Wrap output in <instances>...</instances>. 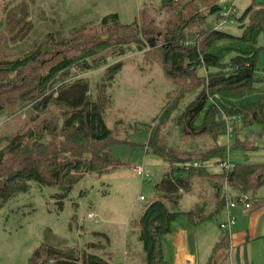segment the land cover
Here are the masks:
<instances>
[{
  "label": "rangeland",
  "instance_id": "rangeland-1",
  "mask_svg": "<svg viewBox=\"0 0 264 264\" xmlns=\"http://www.w3.org/2000/svg\"><path fill=\"white\" fill-rule=\"evenodd\" d=\"M167 1L0 0L1 59L14 60L34 51L37 55L34 66L17 74L0 76V85L11 84V88L0 89V102L6 101L7 104L0 113V143L3 144L7 138L26 130L39 129L43 124L51 130L55 128L53 133L59 134L66 116L65 109L51 103L46 111L37 115L34 122L31 118L36 112L32 111L30 103L23 107L29 100L18 99L17 90H13V87L19 85L17 81L22 76L32 77L44 72L46 66L58 58L55 57L58 51L63 52L59 56L77 59L85 56L86 50H91V53L94 52L93 59L105 57V67L84 72L72 66L59 79L67 84L82 78L88 83L92 98L99 93L103 95L104 120L111 130V143H117L112 146L111 153L122 163L110 159L108 163H104L106 169L99 174L93 172L74 175L81 179L73 185L64 200L62 210H58L54 201V194L60 192L55 187L34 186L6 202L0 209V264H27L34 249L43 241L69 252L74 251L73 254H81L79 251L83 249L93 251L109 257L114 264H139L140 248L135 242L137 222L147 205L158 199L153 188L160 175L169 168L166 161L169 154L177 158H195L213 148V142L208 137L185 138L177 130L172 117L181 112L189 101V96L183 97V100L174 105L181 88L176 80L163 75L159 49L145 47L138 50L136 43H130L128 47L123 46L124 55H112L118 49L117 46H112L116 38L133 33V30H125L123 26L131 25L136 20L134 39L138 41L143 39V25L153 31H163L179 21L176 19L177 13L186 17L196 10L200 15L184 29L183 35L188 42L196 41L197 33L206 28L209 22L214 24L216 15L208 16L209 1ZM247 3L248 0H237L234 16L224 25L226 31L234 34L239 32L241 23L239 24L238 17L242 15ZM112 13L118 15L116 25L102 27L100 19ZM140 15H143V22L140 21ZM89 40L106 41V45L91 47L87 45ZM257 44L261 49L256 59L255 75L259 78L256 86L264 91V42L261 35ZM92 57H88V60ZM40 62L44 64L41 65ZM116 62H120L121 68L107 80L106 69ZM208 74L209 71L203 68L196 71L201 83L204 82L201 78L205 79ZM199 81L196 82L200 84ZM34 83L29 79L27 84L32 86ZM35 95L37 96L34 91L29 94L32 97ZM167 105L168 108H177L166 119L161 112ZM233 121L235 131L228 127L226 134L219 136L216 143L218 146H225L230 164L264 163V135L256 134L259 127L242 126L239 120ZM152 131L157 132V146L165 147L163 158L144 151V144ZM55 141L46 135L43 144H58V139ZM101 147L102 145L97 149L101 150ZM218 162V159L208 160V170L212 172L213 166L216 168L215 163ZM137 165H143L149 171V179L132 172ZM200 167L198 165L193 168ZM212 181L205 176L193 177L191 189L182 194L179 202L184 203L178 208L188 209L189 200L194 198L198 204H209L212 208ZM225 188H228L229 199L234 196L232 200L236 201L245 194L249 208L254 206L250 193L234 195L231 188ZM261 188L258 194L264 199V186ZM80 191L82 197L79 195ZM234 209L237 212L248 210L241 203ZM217 256L216 254L215 258Z\"/></svg>",
  "mask_w": 264,
  "mask_h": 264
},
{
  "label": "trees",
  "instance_id": "trees-1",
  "mask_svg": "<svg viewBox=\"0 0 264 264\" xmlns=\"http://www.w3.org/2000/svg\"><path fill=\"white\" fill-rule=\"evenodd\" d=\"M206 1L210 2L208 16L216 15L214 24L209 22L206 28L201 29L194 42H188L183 33L189 23L200 16L196 10L186 17L177 13L176 19L179 21L163 31H153L142 24V41L134 39L136 20L131 25L123 26L125 30H133V33L119 36L112 45L118 48L112 55L118 57L125 54L123 46L128 47L130 43H136L138 50L145 47L159 49L163 75L176 80L183 90H179L174 105L189 96V101L181 112L172 117L177 130L182 137L206 136L213 142L211 151L200 157L177 158L169 154L168 160L165 159L169 168L160 175L153 188L158 199L147 205L137 222L135 242L140 248L139 264H171L164 255V238L172 231L173 224L180 217L187 218L195 225L218 215L229 199L226 186L242 194L254 192L264 185V163H236L229 171L219 169L211 172L207 167L208 160H228L225 146H218L216 143L219 136L226 134L228 127L235 131L233 119L239 120L242 126L257 125L259 131L256 134L264 135V91L256 86L259 78L255 75L257 54L261 49L257 44L260 35L264 42V0H251L252 3L238 17L239 24H243V27L239 28L237 34L226 31L225 26L218 28L215 24L217 12L210 14L212 9L219 8L222 0ZM140 16V21L143 22V15ZM117 22L116 13L100 19L102 27L116 25ZM87 45L100 47L106 45V41L89 40ZM61 53L63 52H57L55 57L58 58L46 66L44 72L32 77L22 76L17 81L19 85L13 87V90H17L18 99L29 100L23 107L30 103L32 111L36 112L31 118L34 122L37 115L46 111L51 103L65 109L66 116L59 134L53 133L55 128L51 130L43 124L37 130H26L22 134L7 138L3 144L0 143V209L18 194L37 186L59 189L60 192L54 194V201L58 210H62L64 200L73 185L81 179L74 175L93 172L99 174L106 169L104 163H108L110 159L122 164L111 153L112 146L117 143H111V130L104 120L103 95L99 93L92 98L88 83L82 78L67 84L59 79L72 66L84 72L105 67V57L93 59L94 52L91 53V50H86L85 56L77 59L59 56ZM90 56L92 58L89 61ZM36 57L34 51L22 58L3 60L0 53V76L17 74L31 65L34 66ZM39 64L43 65L44 62ZM120 68V62L108 66L107 80L117 74ZM200 68L210 73L205 79L201 78L203 83L196 75ZM29 79L30 82H35L32 86L27 84ZM5 87L11 88V84L0 85L1 90ZM33 91L37 96H29ZM5 105L6 101L0 102V113ZM168 106L161 112L166 119L177 108ZM46 135L53 141L58 139V144L56 141L43 144ZM157 144V132L152 131L144 144V151L163 158L165 147ZM101 145V150H98ZM194 162H199L203 168H193L191 164ZM195 176H205L213 180L211 189L214 205L211 208L209 204H195L189 210L181 211L178 208L179 200L183 193L190 191L192 178ZM79 195L82 197L81 191ZM226 249L227 235L224 234L213 248L212 256L206 264H219ZM73 252L43 241L34 249L27 264H114L109 257L93 251L83 249L79 251L81 254ZM216 254H219L217 258Z\"/></svg>",
  "mask_w": 264,
  "mask_h": 264
},
{
  "label": "crops",
  "instance_id": "crops-1",
  "mask_svg": "<svg viewBox=\"0 0 264 264\" xmlns=\"http://www.w3.org/2000/svg\"><path fill=\"white\" fill-rule=\"evenodd\" d=\"M251 3L248 0L244 10ZM212 169L218 171L214 166ZM261 187L248 192L252 195L251 203L254 206L247 211L237 212L234 208L225 207L212 219L195 225L185 217L178 218L172 231L164 238L166 259L171 264H206L212 256L213 248L226 234L227 249L222 253L219 264H264V199L258 194ZM237 193L234 191V195ZM182 203L179 202V207ZM195 204H198L195 198L190 199L189 208L180 210L187 211ZM228 218H235V223L221 229L219 224Z\"/></svg>",
  "mask_w": 264,
  "mask_h": 264
},
{
  "label": "built area",
  "instance_id": "built-area-1",
  "mask_svg": "<svg viewBox=\"0 0 264 264\" xmlns=\"http://www.w3.org/2000/svg\"><path fill=\"white\" fill-rule=\"evenodd\" d=\"M237 0H227L225 2V0L221 1V5L219 6V9L217 11V20H216V26L218 28H221L222 26H224L226 23L229 22V19L234 16L235 12H236V8H235V4H236ZM200 164L192 163L191 166L193 167H197ZM216 168L220 169V170H224V171H229L232 169L233 165H231L228 160L224 161V160H219L218 164L215 163ZM132 172L134 174H136L137 176H140L144 179H149L150 175H149V171L146 170L144 168L143 165H137L132 169ZM140 198L142 199L143 197L140 196ZM238 203H241L242 206L246 209L249 208V204H248V198L245 196V194H242V196L236 200L233 201L232 199H228L227 204H226V208L231 209V208H235L236 205ZM234 223V219L233 218H228L225 222L220 223V228L221 229H226L229 228L230 226H232Z\"/></svg>",
  "mask_w": 264,
  "mask_h": 264
},
{
  "label": "water",
  "instance_id": "water-1",
  "mask_svg": "<svg viewBox=\"0 0 264 264\" xmlns=\"http://www.w3.org/2000/svg\"><path fill=\"white\" fill-rule=\"evenodd\" d=\"M218 9H219V8H214V9H212V10L210 11V14H213V13L217 12ZM242 27H243V24H241V25L239 26V28H242ZM46 50H47V49H46Z\"/></svg>",
  "mask_w": 264,
  "mask_h": 264
}]
</instances>
